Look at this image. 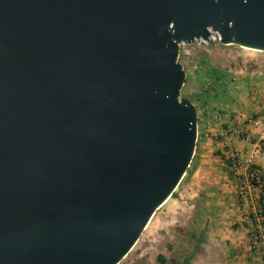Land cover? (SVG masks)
Wrapping results in <instances>:
<instances>
[{"label": "water", "instance_id": "1", "mask_svg": "<svg viewBox=\"0 0 264 264\" xmlns=\"http://www.w3.org/2000/svg\"><path fill=\"white\" fill-rule=\"evenodd\" d=\"M264 51V0H0V264H118L185 175L179 45Z\"/></svg>", "mask_w": 264, "mask_h": 264}, {"label": "rangeland", "instance_id": "2", "mask_svg": "<svg viewBox=\"0 0 264 264\" xmlns=\"http://www.w3.org/2000/svg\"><path fill=\"white\" fill-rule=\"evenodd\" d=\"M178 61L185 71L180 97L188 98L199 116L194 154L188 173L182 177L174 194L156 209L138 240L118 264H179L180 257L195 245L202 230L205 229L207 239L198 243V254H202L206 245H212L209 237L220 227L214 228L216 225L211 219L225 227L237 220L235 205L227 206L225 212L218 210L224 199L222 195L201 193L220 188L217 181L208 183L195 175L201 166L205 167L203 173L209 171L220 180L221 188L231 193H228L229 203L239 204L244 216L247 210L250 212L249 208L256 209L260 187L252 186L249 176L258 168L264 179L262 155L252 153L257 148L264 149V137L260 138V133L252 137L251 128L264 129V51L221 44L217 39L194 40L180 44ZM246 135L250 144L244 140ZM224 160L232 163L234 173L226 170ZM225 175L228 177L223 178ZM184 190L188 193L180 197L179 193ZM166 206L171 210L167 211ZM154 220L152 225L150 221ZM207 220H210L208 224ZM211 224L213 227L209 226ZM158 254L165 262L157 260Z\"/></svg>", "mask_w": 264, "mask_h": 264}, {"label": "crops", "instance_id": "3", "mask_svg": "<svg viewBox=\"0 0 264 264\" xmlns=\"http://www.w3.org/2000/svg\"><path fill=\"white\" fill-rule=\"evenodd\" d=\"M262 95V94H261ZM251 132L253 133L252 137L259 136L258 133H260V137L264 136L262 133V130L259 128H251ZM222 133V132H221ZM248 153V152H247ZM258 156L262 155V158L260 161L264 163V149L262 151H259ZM255 154V156L257 155ZM203 162H206V160H202ZM213 162V160L210 161V163ZM216 162V161H215ZM219 162V160H218ZM204 166L199 167L196 170V176L199 177L200 180H206L208 183L210 181H217L220 185L219 192L215 191L209 193L208 191H201V193L204 195H222L224 198L221 202V208L218 210H223V212L226 211L227 206L229 205H235V208L238 210V215H237V220L233 221V224H230V227H225L224 224H218L219 221L217 220H212V223L216 225L217 228L216 231L215 229L213 230V235H210L211 238L209 237L210 240L209 242L212 243V245H206L205 249L203 250L202 254H198L197 249L194 250V246L186 252L182 257H180V262H184L186 258L189 259V263L187 264H264V246L263 243H255L253 240L250 239L249 236V231L252 229V223L250 219L247 217L249 213L253 210L252 208L247 210V216H244L245 213L243 211H240V205L237 203L231 202L229 203V194L230 192H226V190L221 188V183L220 180H216L215 177L211 176L210 172L208 171L207 174L203 173L204 171ZM264 172V171H263ZM210 175V176H209ZM228 177L227 175L223 176V178ZM215 186H213L214 188ZM232 191V190H228ZM264 191V190H263ZM187 190H184L179 193L180 197H185L186 196ZM261 193V190H259L258 194ZM231 194V193H230ZM254 195V194H253ZM257 195V194H255ZM179 200V199H178ZM225 203V205H223ZM164 205V204H163ZM162 205V206H163ZM250 205V204H249ZM243 206V205H241ZM249 207V206H246ZM167 208V206L165 207ZM171 208H167V211H170ZM213 211V210H212ZM246 212V211H245ZM207 220V224H208ZM152 225L155 223V220L152 222ZM218 224V226H217ZM209 226H212L209 225ZM206 227V226H205ZM213 227V226H212ZM209 228V227H208ZM201 234L197 237L195 240L200 238ZM203 239L205 238V235L202 236ZM207 237V236H206ZM185 238V237H184ZM169 241V240H168ZM190 243V241H188ZM195 242V244H196ZM204 242V240H203ZM186 244V243H185ZM164 256V254L162 253ZM182 258V260H181ZM179 259V257H178Z\"/></svg>", "mask_w": 264, "mask_h": 264}, {"label": "trees", "instance_id": "4", "mask_svg": "<svg viewBox=\"0 0 264 264\" xmlns=\"http://www.w3.org/2000/svg\"><path fill=\"white\" fill-rule=\"evenodd\" d=\"M199 117V116H198ZM197 117V119H198ZM225 162V168L228 171H232L233 173L235 172V170H232V163H230L229 160H224ZM188 173V168L186 170V173ZM252 183L254 184V180H252ZM255 185V184H254ZM174 193L172 192L171 196ZM256 209L252 210L249 215L248 218L250 219L251 223H252V229L249 231V236L250 239L253 240L255 243H263L264 246V193L263 191H261L260 194H258V198L256 200ZM260 216V219L258 220L257 217ZM204 229V228H203ZM205 229L201 231V236L200 238L197 240L194 250L196 249L198 243L200 241H202L203 239V235H204ZM196 251V250H195ZM190 258H186L184 260V262H182L181 264H187L189 263ZM157 260L160 261L161 263L165 262L163 257L161 255H157Z\"/></svg>", "mask_w": 264, "mask_h": 264}, {"label": "built area", "instance_id": "5", "mask_svg": "<svg viewBox=\"0 0 264 264\" xmlns=\"http://www.w3.org/2000/svg\"><path fill=\"white\" fill-rule=\"evenodd\" d=\"M213 33L214 32H212L211 33V35H210V38L209 39H217V40H219V37H218V35L216 34V33H214L215 35H213ZM197 41H200V40H197ZM208 41V40H207ZM180 46V45H179ZM179 55V54H178ZM259 121V120H258ZM262 133L264 134V129L262 130ZM260 137V136H259ZM261 137H264V136H261ZM260 137V138H261ZM244 140H245V142H247V143H249L250 144V138H249V136L248 135H246L245 137H244ZM259 152V150H258V148L257 149H255V151L253 150L252 151V153L253 154H257ZM252 180H254V184L252 183ZM264 179H263V176L259 173V171H258V168L257 169H254L252 172H251V174H250V176H249V182H250V184L252 185V186H254V187H260V190L261 191H263L264 190V181H263ZM263 187V188H262ZM263 193H264V191H263ZM257 205V204H256ZM257 219L259 220L260 219V216H258L257 217Z\"/></svg>", "mask_w": 264, "mask_h": 264}]
</instances>
